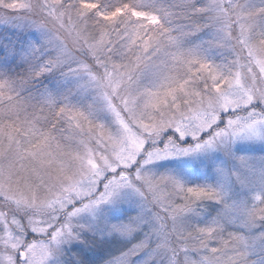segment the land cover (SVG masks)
Here are the masks:
<instances>
[{
	"label": "snow or ice",
	"instance_id": "1",
	"mask_svg": "<svg viewBox=\"0 0 264 264\" xmlns=\"http://www.w3.org/2000/svg\"><path fill=\"white\" fill-rule=\"evenodd\" d=\"M0 27V264H264V0H0Z\"/></svg>",
	"mask_w": 264,
	"mask_h": 264
},
{
	"label": "rangeland",
	"instance_id": "2",
	"mask_svg": "<svg viewBox=\"0 0 264 264\" xmlns=\"http://www.w3.org/2000/svg\"><path fill=\"white\" fill-rule=\"evenodd\" d=\"M5 35H11V33L4 27H0V37L2 36H5ZM249 146L247 145H242L241 148L242 149H246L248 148ZM256 149H259V146H254ZM93 259L96 260V261H99L101 259V255L100 254H97L95 256H93Z\"/></svg>",
	"mask_w": 264,
	"mask_h": 264
}]
</instances>
